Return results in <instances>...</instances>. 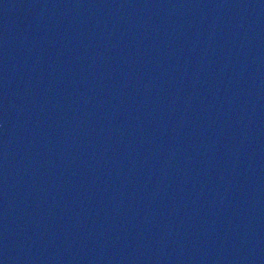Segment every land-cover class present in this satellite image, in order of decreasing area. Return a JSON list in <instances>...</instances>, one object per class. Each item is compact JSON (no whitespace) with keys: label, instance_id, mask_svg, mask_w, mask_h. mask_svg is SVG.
Returning <instances> with one entry per match:
<instances>
[{"label":"water","instance_id":"1","mask_svg":"<svg viewBox=\"0 0 264 264\" xmlns=\"http://www.w3.org/2000/svg\"><path fill=\"white\" fill-rule=\"evenodd\" d=\"M0 264H264V0H0Z\"/></svg>","mask_w":264,"mask_h":264}]
</instances>
